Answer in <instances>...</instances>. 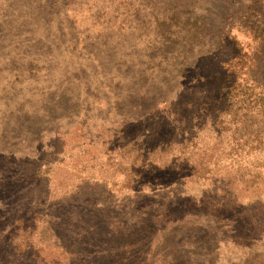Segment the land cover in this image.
Instances as JSON below:
<instances>
[{
    "label": "rangeland",
    "instance_id": "1",
    "mask_svg": "<svg viewBox=\"0 0 264 264\" xmlns=\"http://www.w3.org/2000/svg\"><path fill=\"white\" fill-rule=\"evenodd\" d=\"M259 3L261 17L252 11ZM262 30L264 1L256 0H0V215L11 205L19 220L34 196L47 198L63 222L91 214L101 234L107 224L126 226L125 237L110 241L113 264H182L181 255L205 264L208 256L196 246L212 221L198 204L213 196L208 183L180 182L176 175L151 180L147 172L137 177L141 160L154 158L160 166V146L154 153L141 147L160 145L164 101H204L224 81L226 64L236 56L249 64L261 42L254 32ZM261 67L237 77L249 89L243 84L226 106L239 116L227 115L223 131L213 118L204 134L208 146L218 142L212 157L223 152V160L240 162V174L257 175L238 184L235 208L259 213L258 220L264 219V151L235 148L263 142L255 138L264 128V91L248 80L262 81ZM226 74L230 86L237 78ZM125 123L127 135H115ZM136 139L140 146H129ZM38 172L40 179L33 178ZM29 210L13 228L1 226L0 264H80L66 260L65 234L48 227L56 224L45 207H36L42 211L36 216ZM133 233L134 247L128 246ZM231 245L219 237L207 263L243 264V251Z\"/></svg>",
    "mask_w": 264,
    "mask_h": 264
},
{
    "label": "trees",
    "instance_id": "2",
    "mask_svg": "<svg viewBox=\"0 0 264 264\" xmlns=\"http://www.w3.org/2000/svg\"><path fill=\"white\" fill-rule=\"evenodd\" d=\"M259 1L264 0H256L257 3ZM260 3L259 5L261 6ZM262 8L261 6L258 11H252L254 13L256 12L257 15L261 17ZM254 33V39L261 42L258 48L255 49L256 51H254L253 58L251 60L249 59V64H241L240 62L245 57L240 59V56H236V58L226 64L228 69H223L225 74L227 71H232L235 78H237L240 71L243 72L245 69L248 70V67L249 70H252V76L256 71H261V65L264 64V30ZM251 61L252 63H250ZM225 74H222L223 78L221 79L223 80L225 78L224 81L217 82L216 87L208 93L204 101H197L193 97L176 101L172 104H168L167 101H164V104L167 105L164 110L168 109V112L166 113V111H164L161 113L162 116H160V145H148L146 147L143 145L141 147L144 152L151 149V152L154 153L160 146V166L156 165L154 158H147L146 163L145 160H141L143 165L137 168H141L142 172L138 174L137 177H141L143 172H147L144 175L148 174L151 180L158 179L160 176L164 177L162 179L167 180L171 175H176L180 178V182L195 179L208 183V191L212 192L213 196L209 197L208 201H200L198 204H200L199 206H203L204 212L212 217V221L207 222L205 226L206 229L203 231L200 240L197 241L198 245L196 247L204 250L206 253L205 256H208L209 260V255L216 252L219 245V237L222 236V238H226V242L229 241L230 244H232V248L240 249L241 252L243 251L242 254L245 256L243 264H264V246L261 251L253 250L257 246V243L264 244V219L258 220L257 216L259 213L252 214V210L249 212H241L235 208L239 205L238 195L236 194L238 192V184H242L243 181L245 183L249 182L244 176L249 179H255L257 175L248 172L240 174V162L236 159L231 160L229 157L228 160H223L225 156L223 152L221 153L220 159L212 157L214 144L218 142H213L214 144L210 146L205 144L206 140L204 134L210 130V122L212 119H216L215 126L219 124V130L223 131L220 124L225 121L227 115L231 116L232 113L234 117L239 116L236 109V111H232L231 107L228 110L226 104L231 103V101L233 102L235 96L242 93L241 86L243 84V88L249 89L246 85L247 82L243 80V83H238V78L228 86L226 80L229 76H225ZM247 74L248 73H246V75ZM247 76L251 77L250 75ZM248 80L252 82V86L258 87L264 91V79L260 81L249 78ZM194 81L199 83L200 81H205V79L202 78V80L198 79ZM195 85L197 86L198 84ZM205 87L209 86L205 84L204 88ZM245 94L246 92H243V96H245ZM235 101L237 102V100ZM261 118H264V112ZM123 125V130L116 131L115 135H119L120 137L127 135L129 126L127 123ZM261 129L262 136L257 134L255 138L258 142H260V139H263L261 144L255 142H246L245 144L237 143L235 149L241 152L264 151V128ZM144 137L145 136H142V138ZM140 141L141 139L131 140L129 146L137 148L140 146ZM141 153L142 151L139 150V155L144 157ZM147 157L154 156L149 155ZM221 160L223 163H229L231 168L234 167L233 170L222 165ZM136 161V159L131 160V164L136 166ZM87 162L88 158L86 163ZM236 165L237 168L235 169ZM216 166L221 167L215 170ZM210 167H214V169L209 170L208 168ZM229 170H231L232 174H229ZM41 176V173L38 172L33 178L40 179ZM87 178L92 179L93 177L87 176ZM12 179L13 177L10 180ZM245 185L247 186V184ZM185 200V198L181 199L173 206H177V204L184 205ZM188 203L192 205L190 206V204H188L192 211L195 204L190 201H188ZM49 204L47 198L40 200L39 197L34 196L30 203L24 204V208L28 211L24 209L23 217L19 216V220L14 218V207H10L11 205H9L0 215V229L2 225H6L7 228H13L14 223H21V220L30 214L31 210H29V208H34L35 211L36 207H45V210L41 212L45 213L46 217L50 215L52 221L56 224H50L48 227L52 229V232H63L65 234L61 242L64 246L63 250L66 252V254H64V256L66 255V260H72V262L80 261V264H113L110 256L114 254L112 253L113 246H111L114 244H110V241L115 235L125 237L127 232L126 226H118L116 229L112 230L110 225L107 224L103 226L104 228L102 227L99 230H109L105 234H101L97 229L98 224L90 219L91 214H87L82 217L81 220L76 221V223H72L70 220L63 222L66 219L62 218L56 210L49 206ZM198 204L196 203V205ZM41 212L35 211L33 212V216ZM168 213L171 215L172 212L168 211ZM190 214L195 215L194 212H190ZM196 215L200 218L198 214ZM260 231L261 233L258 235ZM131 235V244H128V246L132 245L134 247L138 237L134 233ZM258 237L263 240H258ZM249 238L253 240L250 242V245H248L249 242H247ZM202 241H205V247H199ZM117 248L120 249L121 247L118 246ZM180 257L183 260L182 264H195L186 256L181 255ZM208 260L205 261V264H212V262L207 263ZM42 262L41 260H36L29 264H41ZM116 264H119V261H117Z\"/></svg>",
    "mask_w": 264,
    "mask_h": 264
}]
</instances>
